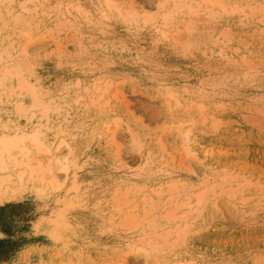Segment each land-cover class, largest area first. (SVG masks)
<instances>
[{
    "label": "rangeland",
    "instance_id": "1",
    "mask_svg": "<svg viewBox=\"0 0 264 264\" xmlns=\"http://www.w3.org/2000/svg\"><path fill=\"white\" fill-rule=\"evenodd\" d=\"M111 1L134 7L137 18L129 21L105 0H0V132L37 128L49 156L67 140L59 158L71 161L66 174L47 158L59 175L60 185H51L60 188L46 181L52 173L19 184L12 169L10 184L22 189L0 202V264H264V0H223L230 5L207 14L185 0L164 24L161 13L174 0L158 9L160 0ZM160 25L168 33L178 28V40L189 32L191 42L163 37ZM18 69L32 95L17 93ZM98 85L104 90H95ZM165 86L177 90L180 105L172 106ZM179 115L185 123L169 122ZM191 122L184 141L176 127ZM170 181L174 190L154 192ZM236 183L231 196L228 186ZM208 185L213 189L197 204L195 193ZM142 194L156 199L154 205L143 204ZM121 195L133 200L120 205ZM65 198L72 206L52 237L37 224ZM186 198L188 204L176 206ZM136 202L139 215L155 206L145 214L149 223L142 218L126 226V211ZM169 210L174 214L167 219ZM139 238L155 243L156 256L131 251L121 261Z\"/></svg>",
    "mask_w": 264,
    "mask_h": 264
},
{
    "label": "bare ground",
    "instance_id": "2",
    "mask_svg": "<svg viewBox=\"0 0 264 264\" xmlns=\"http://www.w3.org/2000/svg\"><path fill=\"white\" fill-rule=\"evenodd\" d=\"M121 1H124V0H121ZM167 1V0H166ZM165 0H160V2L158 3V4H156V6H157V9L158 8H160V6L162 7L163 5H164V3L166 2ZM223 0H186V4H188V6H189V8H191V7H193V6H196V8L195 9H197V8H199V7H201V6H203L204 7V9H205V11L206 10H211L212 9V7H215L216 5H219V7L221 6L222 8L224 7V6H226V4L228 3V2H226V4H224V2H222ZM240 1V0H239ZM238 1V2H239ZM250 1V0H249ZM105 2H106V4H107V6L108 7H112L114 10H116L119 14H121V16L122 17H128V19H129V21L130 20H134V19H136L137 18V13L135 12V9H134V7L132 8V9H130V10H128L129 8H125V7H122L123 6V4H122V2H120L119 4H118V2H116V1H111V0H105ZM168 2V1H167ZM171 2H172V0H171ZM235 2V3H234ZM234 2H232V6L234 7V9L236 8V5H237V3H236V1H234ZM21 3H22V1H21ZM70 3V2H69ZM184 3H185V0H174L173 1V4H172V7L171 8H169V9H167V10H164V11H162V18L160 17V19H162V21H163V24H164V21L165 20H169V18L171 19V16L173 15L172 14V12H176V11H178V9H180L181 7H183V5H184ZM233 3L235 4V6L233 5ZM246 2H244V4H245ZM248 3V2H247ZM229 4V3H228ZM23 5V4H22ZM67 5H69V4H67ZM122 5V6H121ZM230 5V4H229ZM249 5H251V4H249ZM25 6V5H24ZM72 6V5H71ZM125 6V5H124ZM245 6H247L248 7V5H242V6H239V8L240 7H242V8H240V9H243V7H245ZM74 7V6H73ZM77 7V6H76ZM129 7V6H128ZM231 7V6H230ZM229 7V8H230ZM233 7H232V9H233ZM249 7H251V6H249ZM253 8H254V6H252ZM251 7V8H252ZM66 8V7H65ZM202 8V7H201ZM207 8V9H206ZM238 8V7H237ZM250 8V9H251ZM258 8H259V6H258ZM75 9V8H74ZM218 9V8H217ZM224 9V8H223ZM231 9V8H230ZM231 9V10H232ZM239 9V10H240ZM260 9V8H259ZM75 10H78V9H75ZM79 10H81V8L79 9ZM107 10V9H106ZM201 10V9H200ZM215 10V9H214ZM226 10V9H225ZM249 10V9H248ZM253 10H255V9H252V12H254ZM192 11H194L195 12V10L193 9ZM204 11V10H203ZM212 11V10H211ZM210 11V13H213V11L211 12ZM219 11V10H218ZM222 11V10H221ZM234 11V10H233ZM235 11H237L236 9H235ZM196 12H199L198 10H196ZM201 12H202V10H201ZM207 12L208 11H206V14H207ZM223 12V11H222ZM241 12V11H240ZM67 13V12H66ZM106 13V12H105ZM209 13V14H210ZM217 13V12H216ZM70 14V13H69ZM107 14V13H106ZM205 14V15H206ZM208 14V15H209ZM105 15V14H104ZM208 15H206V16H208ZM242 16V15H241ZM148 18V17H147ZM146 18V19H147ZM127 19V18H126ZM125 19V20H126ZM128 21V20H127ZM128 21V22H129ZM134 22H136V20L134 21ZM156 22V21H155ZM162 23H161V25H163ZM167 24H168V22H167ZM160 25V29L159 30H161V33H162V35H163V37L165 36L166 38H167V36H171V38H173L172 40H174V39H177L179 36V34L181 33V35H182V32H180L179 34L178 33H176L178 30V28H176V31L175 32H170V33H172V34H170V33H168V32H166V28L163 26H161ZM166 25V24H165ZM171 27H172V25H170ZM174 26H176V25H174ZM157 27L159 28V26L157 25ZM156 27V28H157ZM186 27V26H185ZM164 28V30H162ZM187 28V27H186ZM190 28V27H189ZM189 28H187L188 30H189ZM186 29V30H187ZM184 31H185V28L183 29ZM187 30V31H188ZM189 31H192V29H190ZM44 33V32H43ZM43 33L41 34V36L43 35ZM191 33V32H190ZM178 34V35H177ZM185 34L186 33H184V36H185ZM39 35H40V33H39ZM38 35V36H39ZM193 35V34H192ZM222 35H224V34H222ZM37 36V35H36ZM37 36V37H38ZM40 36V37H41ZM44 36V35H43ZM176 36H178V37H176ZM183 36V37H184ZM30 38H32L31 36H29ZM181 37V36H180ZM186 37H187V41L188 42H191V36L189 35V32H188V36L186 35ZM186 37H184V39L186 38ZM30 38H27V41H30L31 39ZM181 38H179V40H180ZM183 39V38H182ZM181 39V40H182ZM183 39V40H184ZM193 39V38H192ZM178 40V39H177ZM178 40V41H179ZM186 41V40H185ZM184 41V42H185ZM174 42H177V41H175L174 40ZM182 42V41H181ZM26 46L27 45H24V46H22L21 47V51H24L23 52V54H25V52L27 53V51L26 50H28V49H26ZM20 61V60H19ZM18 61V62H19ZM19 63H17V65H18ZM24 65V63H21L20 65ZM16 65V66H17ZM19 65V66H20ZM25 66V65H24ZM20 68V67H19ZM22 68H23V66H22ZM22 68H20V69H22ZM24 68H26V66L24 67ZM20 69H18V71L20 70ZM25 70L26 69H24V72H25ZM21 71H23V70H21ZM18 73H19V75H18ZM21 73L22 72H17V75H16V77L18 78V80H17V84H16V91H17V93L20 95L21 93L23 94H30L31 93V95L34 93V91H33V86L31 85V84H29L24 78L25 77H23V73H22V75H21ZM16 78V79H17ZM109 82V81H108ZM107 84L108 83H105L104 85H106L107 86ZM112 83L110 82L109 83V85H111ZM103 85V86H104ZM98 87H99V85H98ZM98 87H95L94 86V88H95V90H96V88L99 90L100 89V87L98 88ZM166 87V94H167V96H169V98L170 97H172L174 100V103H172L173 105L172 106H174L175 104H177L176 105V107L178 106V104L180 103L179 101H178V98L177 97H175V94H177L178 92H177V90H174V89H167L168 88V86H165ZM183 87H185V86H183ZM189 87V86H188ZM103 88V87H102ZM105 89H106V87H105ZM113 89H115V87L113 88ZM182 90H183V88H181ZM185 89H186V87H185ZM101 90V89H100ZM102 90H104V89H102ZM101 90V91H102ZM107 90V89H106ZM105 90V91H106ZM187 90V89H186ZM101 91H100V93H101ZM104 91V92H105ZM185 91V90H184ZM118 92V89H116L115 90V92H113V94L114 93H117ZM177 92V93H176ZM185 92H187V91H185ZM102 94V93H101ZM18 95V96H19ZM99 95V94H98ZM124 94H122L120 91L116 94V98H121V100L123 99V96ZM164 95H165V93H164ZM34 96V95H33ZM20 97V96H19ZM115 97H114V99H115ZM165 99V98H164ZM185 99H186V97H185ZM185 99H183V100H185ZM93 100V102H94V100L96 101L97 100V98H95V99H92ZM166 100V99H165ZM186 100H188V99H186ZM191 99L189 98V101H188V103L189 102H194V101H190ZM166 101H168V100H166ZM92 102V103H93ZM105 103H107V101L105 102ZM185 103V102H184ZM167 104L169 105V102H167ZM186 104V103H185ZM180 105V104H179ZM199 107H201V108H203L202 107V105H198ZM185 107H187V105L185 106ZM16 108L21 112V113H25L26 111H27V109L23 106V104H21L20 102H18L17 104H16ZM190 109V108H189ZM42 112H45V111H43V110H41ZM40 111V112H41ZM202 116V115H201ZM200 116V117H201ZM185 116L184 115H179V116H177L175 119H174V117H171V118H173V119H169V122H170V120H171V122H174V124L176 123H178V126H180V124H183V123H185L186 122V120H187V118H184ZM202 117H204V115L202 116ZM199 119V118H198ZM205 119V118H204ZM199 120H202V119H199ZM202 121H204V120H202ZM201 121V122H202ZM118 122L116 121V124H117ZM176 124H175V126H176ZM192 122H191V126H187V127H185L183 130L181 129V128H177L176 127V130H178V131H175V132H178L179 133V135H182L181 137L183 138H181L182 140H189V138H190V132L193 130V128H192ZM108 125V124H107ZM118 125V124H117ZM117 125H114V126H117ZM112 126V125H111ZM114 126H113V128H114ZM107 128H108V126H107ZM174 128V127H173ZM112 129V128H111ZM175 129V128H174ZM111 132V133H110ZM109 133H110V136L112 137L111 139H114L115 138V136H117V134H115L114 135V132L116 133V131H115V128L112 130V131H110ZM39 133H40V131H39V129H37V128H34V129H31V130H20V131H14L13 130V132H11L10 130H7V131H2V132H0V171H2V172H0V202L2 201V200H4V199H7V198H10V197H13L15 194H16V192L18 191V190H21L22 188V186H20V185H18V186H16V185H14V187H13V185L11 186V182L13 181L12 180V177H13V175H12V169L15 167L16 168V170L14 171L15 172V174H14V177L16 178V180L15 181H18V183L19 184H21V182H22V180L23 179H25V178H33V179H42L43 180V178H44V176H45V174H51L52 173V170H53V165H51L50 163H49V161H48V159L50 158V157H54V159H55V161L59 164V166H58V168L59 169H61V170H64V173H66L67 174V171H68V168L70 167V159L69 158H67L70 162H68V161H66V160H64V161H62L63 159H61L60 160V155H61V153H62V149H61V144H69L68 142H67V140L65 141L64 139L63 140H61V141H59L58 142V144L55 146V150L52 152V154L49 156V153H48V151H50V148L47 146V145H45V147H44V144H43V142L40 140V138H39ZM177 133V134H178ZM187 148L188 147H184V149L187 151V152H189V149L187 150ZM185 151V152H186ZM205 151H206V149H205ZM204 152V151H203ZM191 153V152H190ZM192 154H193V152H192ZM66 156V155H65ZM43 158V157H45L44 159L46 160V162H43L40 158ZM118 159H121V158H118ZM50 160V159H49ZM120 163V162H119ZM121 163H123V165L122 166H124V168H126V169H128L129 167L126 165V163L125 162H122L121 161ZM120 163V164H121ZM75 165V164H74ZM72 167H73V165H72ZM128 167V168H127ZM9 168L11 169L10 171H9ZM72 169V168H71ZM70 171V170H69ZM61 172H63V171H61ZM63 173V174H64ZM134 173V172H133ZM58 174V173H57ZM65 174V175H66ZM75 174V173H74ZM72 175V183L70 182V185L72 186V187H74V188H76L77 189V182H76V177H75V175ZM138 175V174H137ZM59 176V175H58ZM57 175H56V172H54V173H52L51 175H49V177L50 178H46V181H49V185H50V187L51 186H56V188L60 185L59 184V182H57L58 180H55V177H58ZM225 176V175H224ZM231 177H234V176H231ZM224 178V177H223ZM47 179H49V180H47ZM57 179V178H56ZM225 179V178H224ZM222 180V181H227V180ZM44 180H45V178H44ZM52 180H53V182H52ZM56 182H55V181ZM50 181H51V183H50ZM168 182H169V180H168ZM172 182V183H171ZM220 182V181H219ZM218 182V183H219ZM235 182V181H234ZM52 183H56V184H59V185H56V184H54V185H51ZM212 183V182H211ZM214 183H216V182H214ZM218 183H216L215 185H217ZM231 183V182H230ZM246 183V182H245ZM245 183L243 184V183H240L242 186H244L245 185ZM41 184V183H40ZM69 184V183H68ZM175 184H177L176 182H174V181H170V183L168 184V185H166L165 184V186H167L166 188H165V190H163L162 189V183H159V187H158V189H156L154 192H156V193H158L157 195H160L161 194V192H163V191H172V190H174L175 189ZM45 185V184H44ZM140 185H142L143 187H144V184H140ZM209 185H211L210 183H209ZM206 186L205 187V189H204V187H203V189H199V191L197 190V192L195 193V194H197L196 196H197V204L200 202V201H202L203 199H204V194H205V192H206V190L207 189H209L210 190V188L209 187H212L211 189H213V186ZM238 183H236L235 185H230V186H228V188H229V192H231L230 194H231V196H232V193H233V191L235 192L237 189H238ZM46 186V185H45ZM68 186V185H67ZM130 186V185H129ZM132 186H133V184H132ZM205 186V185H204ZM38 187V186H37ZM128 187V185L126 186V188ZM138 187V186H137ZM191 187V186H190ZM226 187V186H225ZM225 187H223V188H221L220 189V187H219V189L220 190H222L223 189V193H224V188ZM241 187V186H240ZM239 187V188H240ZM19 188H21V189H19ZM39 188H41V189H38V190H40L39 192H42L43 190H45V189H42V187H39ZM55 188V187H54ZM59 188H60V186H59ZM149 188V187H148ZM154 188H155V186H154ZM227 188V189H228ZM151 188H149V190H150ZM226 189V188H225ZM60 190V189H59ZM242 190V189H241ZM126 192V190H123L121 193H123V192ZM151 191V190H150ZM240 191V190H239ZM153 192V191H152ZM192 192V191H191ZM190 192V193H191ZM218 192H220L219 190H218ZM228 192V193H229ZM143 193H145V192H143ZM220 193H222V192H220ZM219 193V194H220ZM124 194V193H123ZM155 194V193H154ZM218 194V193H217ZM236 194V193H235ZM126 195V194H125ZM152 195V194H151ZM178 196V194H174V195H170L169 197L171 198V197H173V198H175L174 196ZM227 195V194H226ZM65 196V195H64ZM122 196V198H123V196L124 195H121ZM142 196H143V204L144 203H146L147 202V204L148 203H150L151 205H154V202L153 201H155L156 199H154V200H150L151 199V197H149L148 199H145L146 197H145V195L144 194H142ZM233 196H234V194H233ZM125 197V196H124ZM216 197V196H215ZM133 197H131V198H129V199H125V198H123V199H125V201L123 200V199H121V200H123V201H119V203H120V205H123L124 203H129L131 200H133L132 199ZM141 198V197H140ZM169 198V200H171ZM219 198V197H218ZM230 198V197H229ZM142 199V198H141ZM188 198H186V201L185 200H179V201H177V203H175L176 204V206L177 207H180V206H182V205H186V204H188L189 203V201L187 200ZM215 199V198H214ZM157 200H159V199H157ZM174 201L176 202V199H174ZM174 201H173V203H174ZM214 202H216L215 200H213ZM219 201V200H218ZM156 202V201H155ZM171 202V201H170ZM142 203V202H141ZM202 203V202H201ZM138 204V202H136V203H134V204H132V206H131V210H134V211H129V212H127L126 211V217L124 216V215H122V217H125V223L126 224H128V225H126V226H135V225H137L140 221H141V219L142 218H146V221H147V217H145V214L147 215V212H148V214H150V211L151 210H153V208H155V206L152 208L150 205V209L151 210H149V206H148V208H145V207H143L142 205V207L144 208V211H143V213H142V215H139L136 211H135V208H136V205ZM215 204V203H214ZM115 206L117 205V204H114ZM119 205V204H118ZM119 205V206H120ZM139 205V204H138ZM156 205V204H155ZM196 205V204H195ZM70 206H72V202H70L69 200H67V198H65L64 200H61V201H58L57 202V206H56V208H54L48 215H46L44 218H43V220H41V221H39L38 222V224H37V226H38V229H42V230H46L52 237H57L58 236V230L66 223V221L63 219V212L68 208V207H70ZM118 206V207H119ZM176 206L174 207V205H173V207L174 208H176ZM58 207H60V208H58ZM117 207V206H116ZM172 207V208H173ZM173 208V209H174ZM189 209H187V210H183L184 211V213L186 212H190V205H189V207H188ZM120 209V208H119ZM170 209V208H169ZM193 209V208H192ZM195 210H196V208H194ZM149 210V211H148ZM167 210V209H166ZM165 210V211H166ZM175 210V209H174ZM119 211V210H118ZM121 211V210H120ZM173 210H169L168 211V213L167 212H165L166 214H168L169 216H167L166 218L168 219V217H170V215H171V217H172V215L174 214L173 212H172ZM71 212H73V211H71ZM181 214H183L182 212H180ZM124 214V213H123ZM189 214V213H188ZM144 215V216H143ZM180 215V214H179ZM178 215V217H180ZM185 215V214H184ZM154 215H152V223H153V217ZM176 216H177V214H176ZM182 216V215H181ZM188 216V215H187ZM174 217H175V215H174ZM165 218V217H164ZM122 221V220H121ZM120 221V222H121ZM123 222V221H122ZM121 222V223H122ZM148 222V221H147ZM155 222V221H154ZM157 222V221H156ZM155 222V223H156ZM141 223V222H140ZM139 223V224H140ZM149 223V222H148ZM152 223H150L151 225H152ZM155 225H157V224H155ZM153 227H155V226H153ZM169 228H172V227H169ZM175 228V227H174ZM173 228V229H174ZM179 228V227H178ZM181 228V227H180ZM176 229V228H175ZM170 230V232L172 231L171 229H169ZM182 229H180V231H181ZM66 231V230H65ZM148 232V231H147ZM146 233V232H145ZM152 233V232H151ZM150 233V234H151ZM159 233V232H158ZM169 232H166V230H165V232L164 233H162V234H166V236L164 235V237H168L169 236V234H168ZM174 233V232H173ZM176 233H178V230L176 231ZM175 233V234H176ZM150 234L148 233V235L150 236ZM155 234V233H154ZM161 234V233H160ZM159 234V235H160ZM161 234V236H163ZM167 234H168V236H167ZM179 234H180V232H179ZM178 234V235H179ZM177 235V236H178ZM149 236L147 237L148 239H150L149 238ZM176 236V235H175ZM151 237V236H150ZM152 237H155V236H153V234H152ZM151 237V238H152ZM174 238V237H173ZM176 238V237H175ZM154 239V238H153ZM141 241V243L139 244V242H138V244H137V246H134V245H136L135 243L134 244H128L127 245V249H124L123 250V253H122V255H121V261H125L126 260V257L128 256V253L129 252H131V251H137L136 253H138L139 252V254L141 253H143L145 256H151L152 255V253H154L155 254V251L153 252L152 250H154V249H156V245H153V244H155V243H153L152 245L149 243V244H147L144 240H143V238H139L138 239V241ZM151 240V239H150ZM167 240V239H166ZM165 240V241H166ZM171 240H172V238H171ZM170 240V241H171ZM162 241H164V239L162 238ZM133 241H131V243H132ZM150 242H154L153 240L152 241H150ZM156 242V241H155ZM171 243H172V241H171ZM153 246L155 247L154 249H152L153 248ZM158 247H160L159 246V244L157 245ZM160 249V248H159ZM162 249V248H161ZM152 251V253H150ZM154 254L152 255V256H154ZM155 256H156V254H155ZM151 260H152V258H151ZM173 264H192L190 261H184V262H182V261H175Z\"/></svg>",
    "mask_w": 264,
    "mask_h": 264
}]
</instances>
